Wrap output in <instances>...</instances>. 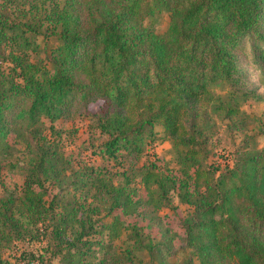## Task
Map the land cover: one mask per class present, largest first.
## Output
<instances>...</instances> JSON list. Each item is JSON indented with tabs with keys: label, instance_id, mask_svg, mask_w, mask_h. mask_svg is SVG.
Listing matches in <instances>:
<instances>
[{
	"label": "trees",
	"instance_id": "obj_1",
	"mask_svg": "<svg viewBox=\"0 0 264 264\" xmlns=\"http://www.w3.org/2000/svg\"><path fill=\"white\" fill-rule=\"evenodd\" d=\"M254 70L264 84V0H0V170L23 178L0 196V264L21 240L57 264H171L180 249L179 264H264V147L207 163L213 113L240 129L242 103L264 102ZM75 118L106 163L66 154L55 124ZM158 140L177 172L140 164ZM171 191L190 207L178 247L158 215Z\"/></svg>",
	"mask_w": 264,
	"mask_h": 264
},
{
	"label": "rangeland",
	"instance_id": "obj_2",
	"mask_svg": "<svg viewBox=\"0 0 264 264\" xmlns=\"http://www.w3.org/2000/svg\"><path fill=\"white\" fill-rule=\"evenodd\" d=\"M169 25V16L167 13H162L158 16L153 26L157 33L163 34L167 31ZM41 42V40H40ZM54 42H51L53 44ZM252 70V69H251ZM251 82L254 87L257 88L258 93L264 94V84L261 80L260 73L251 71ZM221 91V90H220ZM241 110L248 117V120L243 124L240 129H236L231 121L218 118L217 114L213 113L216 126L214 134L211 137L209 145V158L207 163L213 166L224 167L231 165L235 161L236 152L239 148L243 149H261L264 147V102L251 98L242 103ZM57 128L63 130L62 132V144L66 151V154L84 157L86 161L91 163L103 164L100 156H94L92 149H86L90 146L92 139L98 138V132L91 127V120L87 118H75L68 120H59L55 124ZM161 130L160 128H158ZM18 150L23 149V145L17 146ZM83 152V153H82ZM156 163L157 165H167L168 168L178 171L179 165L175 151L170 141L161 142L158 140L153 150H148L144 153L140 164ZM176 171V172H177ZM23 178L19 171H11L8 169L0 170V196L6 194L10 190H15L21 186ZM201 185V182H197ZM171 189V184L168 185ZM180 192H183L185 188H180ZM170 205L162 207L159 210L158 215L162 218L163 226L169 228L172 234V240L175 247H178L183 239V223L184 218L190 211V207L180 201L178 192L171 191L168 194ZM123 239L117 241V244L126 248L128 241ZM44 242L21 240L15 243L14 247L4 252V257L7 258L11 264H57L55 260L44 258L36 259L32 258L29 252L34 255H47L44 252ZM189 250L180 249L175 257L170 258L171 264H179L188 257ZM138 260L136 264H152L148 255L144 253H137ZM155 262L157 260H154ZM155 264H158L156 262Z\"/></svg>",
	"mask_w": 264,
	"mask_h": 264
}]
</instances>
